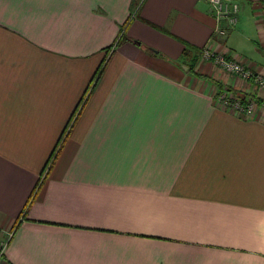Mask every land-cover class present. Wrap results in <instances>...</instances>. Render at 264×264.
I'll return each instance as SVG.
<instances>
[{"label":"crops","instance_id":"0c3cea01","mask_svg":"<svg viewBox=\"0 0 264 264\" xmlns=\"http://www.w3.org/2000/svg\"><path fill=\"white\" fill-rule=\"evenodd\" d=\"M234 1L0 0V264H264V90L200 57L264 76Z\"/></svg>","mask_w":264,"mask_h":264},{"label":"built area","instance_id":"2783aa9c","mask_svg":"<svg viewBox=\"0 0 264 264\" xmlns=\"http://www.w3.org/2000/svg\"><path fill=\"white\" fill-rule=\"evenodd\" d=\"M210 7L213 15L220 23L225 21V26L218 25L215 29V36L225 37L231 30H233L238 24L240 5L234 0H206ZM261 19L264 24V0H261L260 8ZM201 59L203 61H212L219 65L227 72L242 77L245 80L251 81L258 88L264 90V76L246 68L240 62L235 59H231L223 54L215 52L211 46L203 47L201 49ZM219 99L225 105H230L233 108L244 112L248 116L255 114L258 100L254 97L242 98L236 93L230 92L229 90H223L219 94ZM6 247V244L0 247V258Z\"/></svg>","mask_w":264,"mask_h":264},{"label":"water","instance_id":"95a60500","mask_svg":"<svg viewBox=\"0 0 264 264\" xmlns=\"http://www.w3.org/2000/svg\"><path fill=\"white\" fill-rule=\"evenodd\" d=\"M184 68L187 69V70H189V67H185V66H184Z\"/></svg>","mask_w":264,"mask_h":264},{"label":"rangeland","instance_id":"374dc122","mask_svg":"<svg viewBox=\"0 0 264 264\" xmlns=\"http://www.w3.org/2000/svg\"><path fill=\"white\" fill-rule=\"evenodd\" d=\"M256 99V98H255Z\"/></svg>","mask_w":264,"mask_h":264}]
</instances>
